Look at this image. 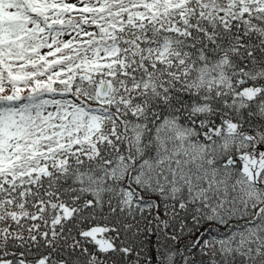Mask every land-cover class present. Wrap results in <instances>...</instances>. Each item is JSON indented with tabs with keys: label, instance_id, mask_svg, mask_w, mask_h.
Listing matches in <instances>:
<instances>
[{
	"label": "snow or ice",
	"instance_id": "snow-or-ice-1",
	"mask_svg": "<svg viewBox=\"0 0 264 264\" xmlns=\"http://www.w3.org/2000/svg\"><path fill=\"white\" fill-rule=\"evenodd\" d=\"M0 264H264V0H0Z\"/></svg>",
	"mask_w": 264,
	"mask_h": 264
}]
</instances>
